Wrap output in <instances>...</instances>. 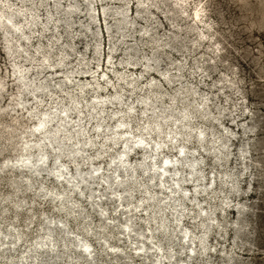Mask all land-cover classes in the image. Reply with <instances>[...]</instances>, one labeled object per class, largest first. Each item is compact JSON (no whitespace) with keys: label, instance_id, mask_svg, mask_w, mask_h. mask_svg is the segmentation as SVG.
<instances>
[{"label":"rangeland","instance_id":"obj_1","mask_svg":"<svg viewBox=\"0 0 264 264\" xmlns=\"http://www.w3.org/2000/svg\"><path fill=\"white\" fill-rule=\"evenodd\" d=\"M0 83V264H264V0H0Z\"/></svg>","mask_w":264,"mask_h":264},{"label":"bare ground","instance_id":"obj_2","mask_svg":"<svg viewBox=\"0 0 264 264\" xmlns=\"http://www.w3.org/2000/svg\"><path fill=\"white\" fill-rule=\"evenodd\" d=\"M197 13V12H196ZM197 15V14H196ZM17 71V70H16ZM25 74V73H24ZM23 74V75H24ZM23 76L21 75L20 76V79L22 78ZM21 82V81H20ZM44 83V82H43ZM21 84V83H20ZM23 84V83H22ZM21 84V85H22ZM25 84V83H24ZM38 84V83H37ZM28 85V84H27ZM24 87V86H23ZM2 88V83H0V89ZM22 88V87H21ZM35 88V87H34ZM80 88H82V87H80ZM24 89V88H23ZM116 95V94H115ZM20 103V102H19ZM148 104V103H147ZM97 107V106H96ZM62 111V110H61ZM54 115V114H53ZM57 116V115H56ZM64 116V115H63ZM54 117V116H53ZM156 119H157V117H156ZM52 121V120H51ZM50 122V118H49V116L47 115V113H45V114H43L42 115V117L39 119V122H37L36 124H35V129H37V131H40V132H47V125H48V123ZM62 123V122H61ZM61 125V124H60ZM63 125V124H62ZM61 125V126H62ZM1 126V125H0ZM63 128V127H62ZM56 130V129H55ZM31 131H33V130H29V131H27V132H31ZM78 131H79V129H78ZM8 132H9V137L10 138H13V133H12V128L11 129H9L8 130ZM32 133V132H31ZM80 133V132H79ZM199 133V132H198ZM201 134H202V132H200ZM30 134V133H29ZM201 134H198V135H201ZM47 135V138H49V139H53V134H46ZM16 136V135H15ZM14 136V137H15ZM46 139V138H45ZM114 139V138H113ZM46 141V140H45ZM48 141V140H47ZM53 141H55V140H53ZM52 141V142H53ZM127 139H125V143H126V149L125 150H123L121 153H120V155H121V157L122 158H120L119 159V165H120V167H124V165H125V163H126V161H127V157L126 158H124V156L126 155V153H127V148H129V146H128V144H127ZM136 142H145V140L142 138V137H140L139 139H137L136 140ZM42 143L43 142H34V143H29V142H24V143H22L21 144V146L20 147H17L18 149H20L21 151H25V154H26V157H25V159H24V161H23V163H20L21 164V166H25V167H29L30 169H32V171H34V172H37V171H39L42 167H35V166H33V165H31L30 163H29V161L30 162H32L33 160L31 159V152L30 153H27L28 152V150L31 148V147H33V146H35L39 151H40V157H39V161H41V166H43V167H45L43 164L46 162V157H47V153H45V152H43L42 151ZM50 143V142H49ZM62 143H63V141H62ZM61 143V145H63ZM43 145H44V143H43ZM60 145V144H59ZM60 145V146H61ZM159 145V143L157 142L156 144H155V147H153V150H155V151H157L158 152V150H157V146ZM225 145V144H224ZM16 146V145H15ZM58 146V145H57ZM142 147V146H141ZM143 148L145 149L146 147L145 146H143ZM15 149H16V147H15ZM159 149V148H158ZM68 150V149H67ZM71 150V149H70ZM18 151V150H17ZM37 152V151H36ZM3 153V152H2ZM33 153V152H32ZM71 153V152H70ZM178 153L180 154V155H184V151H183V147L182 148H180L179 150H178ZM57 154V153H56ZM63 154V153H62ZM154 154H155V152L153 153V156H154ZM68 155V154H67ZM152 156V157H153ZM185 157V156H184ZM71 158V157H70ZM58 159H59V157H58ZM10 160V159H9ZM73 160V159H72ZM18 161H20V159L18 160ZM28 161V162H27ZM144 161V160H143ZM172 161H173V159L172 158H170L169 156H165L163 159H162V163H161V165L159 166L160 167V169H162V170H160V171H158V172H152L151 173V175H150V179H154L156 176H157V174L159 175V178L162 180V181H164V176H165V173L171 168V167H174V166H172ZM145 162V161H144ZM117 163V162H116ZM154 163H156V161L155 162H153V164ZM148 164V163H147ZM191 164V163H190ZM195 164V163H194ZM7 165H10L9 163H8V161H4L3 162V164L0 166V169L2 170V169H4ZM16 166L15 167H19V165H17V164H15ZM117 166V165H116ZM137 166V165H136ZM139 166V165H138ZM137 166V167H138ZM192 167L194 166L193 164L191 165ZM14 167V166H13ZM129 167V166H128ZM137 167H135V168H137ZM40 168V169H39ZM149 168H151V169H153L152 167H150V166H145L144 168H143V170L144 171H146V170H148ZM196 168V167H195ZM125 169H127V168H125ZM129 169V168H128ZM80 170V169H79ZM79 170H77V179H78V181L77 182H74V184H72V187L73 188H75V187H80V185H79V183H81V182H83L85 179H86V177L85 176H83V174H82V172L81 171H79ZM117 170V169H116ZM124 170V169H123ZM130 170V169H129ZM142 170V169H141ZM191 170V169H190ZM195 170V169H194ZM132 171V170H131ZM134 171V170H133ZM132 171V172H133ZM125 172V171H124ZM131 172V173H132ZM196 172V171H195ZM194 172V173H195ZM130 173V174H131ZM192 174V173H191ZM59 175H61V174H59ZM91 177V176H90ZM129 177V176H128ZM136 177V176H135ZM134 177V178H135ZM109 178V177H108ZM180 179V178H179ZM33 180V179H32ZM13 181V180H12ZM70 181V180H69ZM73 181V180H72ZM105 181H108L107 179H105ZM123 179H118V180H116V181H114L115 183H116V185L117 186H119V185H122V183H123ZM125 182V181H124ZM131 182V181H130ZM180 182V181H179ZM13 183H14V185L16 186V187H18V183H17V180H14L13 181ZM176 183H178V180L176 181ZM31 180L28 178L27 180H26V186L27 187H31ZM126 184V183H125ZM13 185V184H12ZM87 185V184H86ZM135 185V184H134ZM179 185V184H178ZM44 186V185H43ZM128 186V185H127ZM81 188V187H80ZM236 188H238V187H236ZM40 189V188H39ZM180 189V188H179ZM46 190V189H45ZM236 190V189H235ZM237 191V190H236ZM52 192V191H51ZM70 193V192H69ZM52 194V193H51ZM50 195V194H49ZM62 195H63V199H65V193L63 192L62 193ZM154 197V196H153ZM7 199L9 198V196H7L6 197ZM118 199H120V198H118ZM150 199H151V197H150ZM173 199V198H172ZM176 199V198H175ZM151 200H153V199H151ZM122 201V200H121ZM149 201V200H148ZM154 201V200H153ZM177 201H179V200H176V202ZM175 202V201H174ZM175 202V203H176ZM20 204H22V203H20V201H18L17 202V205H20ZM63 206V205H62ZM64 207V206H63ZM179 217V216H178ZM88 225V224H87ZM103 226V225H102ZM124 226H125V228H124V231L126 232V231H128L129 230V228H130V223H129V219H127V221L125 222V224H124ZM47 231L45 232V234L43 235V236H41V238L42 239H45V238H47V239H49V240H52V238H51V236H53V232H54V230L52 229V226L50 225V226H48L47 228ZM210 229V228H209ZM88 230V229H87ZM90 230V229H89ZM168 230V229H167ZM14 235H15V238L17 239V240H19V239H21V237H22V234L20 233V232H17V231H13L12 232ZM141 234V233H140ZM172 237V236H171ZM205 237H206V235H205ZM182 238L184 239V240H186V241H189L190 240V236L187 234V232L185 231L184 232V234H183V236H182ZM170 239V238H169ZM202 239L204 240V236L202 237ZM204 241H206V240H204ZM75 242L77 243V245H80L81 247H82V251L84 252V254L85 255H87V256H89L90 258H93V255H92V252H91V250H89L88 249V244H87V242L88 241H86L85 239H80V238H76L75 239ZM46 243H48V244H52V242H50V241H45V240H38V241H36V244H38V245H43V244H46ZM54 244V243H53ZM159 247H161V246H159ZM138 249H142V247L140 246V247H138ZM205 249V248H204ZM169 257H172L173 255L171 254V253H169V255H168ZM155 262L157 263V264H160L161 262L159 261V260H155Z\"/></svg>","mask_w":264,"mask_h":264}]
</instances>
